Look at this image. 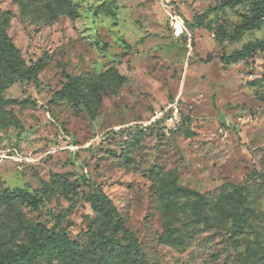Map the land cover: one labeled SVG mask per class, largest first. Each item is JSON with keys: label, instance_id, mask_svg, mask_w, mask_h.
I'll list each match as a JSON object with an SVG mask.
<instances>
[{"label": "rangeland", "instance_id": "1", "mask_svg": "<svg viewBox=\"0 0 264 264\" xmlns=\"http://www.w3.org/2000/svg\"><path fill=\"white\" fill-rule=\"evenodd\" d=\"M224 1L0 0V193L35 194L0 228L47 230L30 264H264V47L226 59L264 26L236 36L251 5ZM174 98L167 133L150 119Z\"/></svg>", "mask_w": 264, "mask_h": 264}, {"label": "trees", "instance_id": "2", "mask_svg": "<svg viewBox=\"0 0 264 264\" xmlns=\"http://www.w3.org/2000/svg\"><path fill=\"white\" fill-rule=\"evenodd\" d=\"M228 6H234L238 3L249 2L251 5V10L249 13L242 15L241 22L234 29L236 36H240L244 31L250 30L252 28L258 27L260 25L264 26V0H225L224 1ZM3 46H0V62L5 63L7 66H11L14 70H17L15 67V51L13 50L11 43H3ZM264 44L261 42H253L246 44L242 47L241 50L232 53L226 59H235L243 58L253 49L263 48ZM229 60H227L228 62ZM46 61L43 58L38 59L37 62L29 66L25 71H23V76L26 80L36 79V75L42 71ZM22 71V70H20ZM16 81V77L13 75H4L0 73V84L7 86ZM68 85L72 89L80 87L81 79L80 77H70L67 76ZM183 122L185 118L182 115ZM42 188L40 191L44 190L45 181H41ZM99 198L104 200L109 208V211L115 216V219H118V213L116 212L115 206L112 200L107 197L105 193L98 192ZM35 198V194L32 192H27L19 188H8L5 187L0 193V207L2 204L16 205L17 202L26 201L29 199ZM17 223L15 225H7L6 227H1L4 231V235L0 238V264H30L33 262L35 255L42 250L43 247L47 245V237L43 230L47 231L44 227L40 225H35L29 221L23 219L19 214L17 217ZM55 227L62 233V238H64V229L61 225V217H55ZM23 234L28 241L27 245H21L22 247L16 251H10L9 247L13 241V236L17 234ZM126 241L131 245L135 250L142 254L140 247L138 246L137 240L132 235H125ZM65 240V239H64Z\"/></svg>", "mask_w": 264, "mask_h": 264}, {"label": "built area", "instance_id": "3", "mask_svg": "<svg viewBox=\"0 0 264 264\" xmlns=\"http://www.w3.org/2000/svg\"><path fill=\"white\" fill-rule=\"evenodd\" d=\"M181 106L178 98H174L170 103L162 108L155 109L151 115V122L159 123L164 132L177 130L178 125L184 123L182 120ZM169 122V124H168Z\"/></svg>", "mask_w": 264, "mask_h": 264}]
</instances>
